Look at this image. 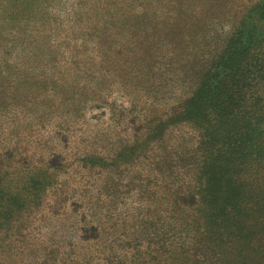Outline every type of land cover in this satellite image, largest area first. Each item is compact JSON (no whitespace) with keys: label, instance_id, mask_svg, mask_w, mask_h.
Instances as JSON below:
<instances>
[{"label":"trees","instance_id":"trees-1","mask_svg":"<svg viewBox=\"0 0 264 264\" xmlns=\"http://www.w3.org/2000/svg\"><path fill=\"white\" fill-rule=\"evenodd\" d=\"M225 1L234 3L160 0L149 42L125 49L136 59L135 77L102 71L107 84L93 99L119 83L134 97L133 118L121 113L87 123V133L73 132V140L55 132L31 139L24 152L11 148L0 168V213L44 222L38 231L15 222V242H23L12 252L17 264H136L134 242L153 240L167 248L157 264H264V0H239L226 44L197 49ZM23 2L33 11L44 0ZM159 59L190 95L173 107H143L153 97L151 68ZM169 148L168 156L185 164L175 171L167 155L156 157L162 175L154 188L170 181V189H142L139 208H118L117 199L111 205L109 166H135ZM131 185H123L124 199L138 189Z\"/></svg>","mask_w":264,"mask_h":264},{"label":"rangeland","instance_id":"rangeland-1","mask_svg":"<svg viewBox=\"0 0 264 264\" xmlns=\"http://www.w3.org/2000/svg\"><path fill=\"white\" fill-rule=\"evenodd\" d=\"M159 1L44 0L42 8L29 11L23 0H0V168L11 148L24 152L33 138L60 132L68 133L73 140V132L87 133V123L96 124L121 113L134 117L130 103V100L134 102V97L128 98L119 83L99 101L93 98L101 84H107L102 73L107 67L125 78L135 77L136 59L125 49L127 45L133 49V42H149L146 33L152 28L150 16L160 9ZM141 2L143 6L138 7ZM233 2L222 3L223 16H214L212 23L202 30L204 37L197 49L206 50L211 41L226 44L239 5V0ZM13 4L17 6L15 10L8 9ZM187 42L194 48L191 40ZM167 69V60L153 63V97L149 98L151 102L143 103V107L155 109L166 104L173 107L190 95L186 86L181 83L175 86L169 80L171 75L168 77ZM127 123L128 133L133 135V122L128 120ZM158 145V141H152L150 148ZM168 152L171 148L155 151L149 154V159L135 166L126 167L123 161L109 166L111 205L115 206L117 199L118 208L130 203L139 208L143 206L142 189L160 192L170 189L173 184L170 181L168 187L161 183L154 188L162 175L159 169L162 166H157L156 157L167 155V165L175 171H180L185 162L182 157L168 156H173ZM137 172H142L144 182ZM129 182L138 189L124 199L123 192L127 188L123 185ZM6 213H0V264H17L12 252L15 245L23 242H15V222L21 221L18 226L22 228L32 225L31 230H37L44 222L39 219L41 215L35 218L34 214L29 217L7 216ZM136 244L140 251L139 262L136 261L137 250L132 249L131 253L136 264H157L167 250L159 240L134 242L133 247ZM167 260L173 262L172 258Z\"/></svg>","mask_w":264,"mask_h":264}]
</instances>
